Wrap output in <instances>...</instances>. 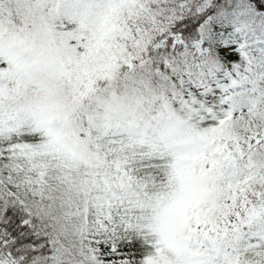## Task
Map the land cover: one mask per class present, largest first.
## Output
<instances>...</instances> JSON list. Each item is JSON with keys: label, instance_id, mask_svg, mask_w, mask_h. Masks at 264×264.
Returning <instances> with one entry per match:
<instances>
[{"label": "snow or ice", "instance_id": "snow-or-ice-1", "mask_svg": "<svg viewBox=\"0 0 264 264\" xmlns=\"http://www.w3.org/2000/svg\"><path fill=\"white\" fill-rule=\"evenodd\" d=\"M0 264H264V0H0Z\"/></svg>", "mask_w": 264, "mask_h": 264}]
</instances>
